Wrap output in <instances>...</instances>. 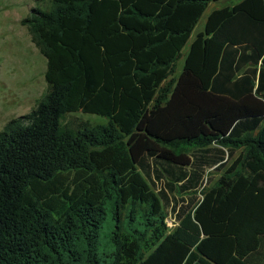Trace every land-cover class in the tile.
<instances>
[{
	"label": "trees",
	"instance_id": "trees-1",
	"mask_svg": "<svg viewBox=\"0 0 264 264\" xmlns=\"http://www.w3.org/2000/svg\"><path fill=\"white\" fill-rule=\"evenodd\" d=\"M49 1L22 20L46 90L0 131V264H264V0L192 40L218 0Z\"/></svg>",
	"mask_w": 264,
	"mask_h": 264
},
{
	"label": "rangeland",
	"instance_id": "rangeland-1",
	"mask_svg": "<svg viewBox=\"0 0 264 264\" xmlns=\"http://www.w3.org/2000/svg\"><path fill=\"white\" fill-rule=\"evenodd\" d=\"M226 3L229 2L218 0L209 4L193 31L191 40L203 26L207 14ZM34 7L49 9L51 2L0 0V131L10 120L29 113L37 105L47 87L46 58L33 43L27 27L22 24V20ZM183 58L178 60L176 76L183 67ZM75 116L89 120L93 124L107 121L105 117L82 112L67 116V119ZM169 225L173 226L172 219H169Z\"/></svg>",
	"mask_w": 264,
	"mask_h": 264
},
{
	"label": "crops",
	"instance_id": "crops-1",
	"mask_svg": "<svg viewBox=\"0 0 264 264\" xmlns=\"http://www.w3.org/2000/svg\"><path fill=\"white\" fill-rule=\"evenodd\" d=\"M226 1H228L229 3H226V5H233L235 2V0H226ZM240 1V0H239ZM225 6V5H224ZM216 8H219V7H216ZM215 9V8H214ZM209 15V13L207 14V16ZM207 16H206V18H205V22H206V19H207ZM205 22L203 23V26L199 29V30H201L203 27H204V25H205ZM198 30V31H199ZM211 170V169H210ZM214 174H215V176H216V178H217V175L219 174V176H220V173H217V172H213Z\"/></svg>",
	"mask_w": 264,
	"mask_h": 264
}]
</instances>
